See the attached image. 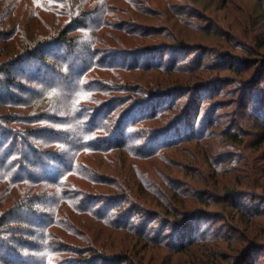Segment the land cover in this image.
<instances>
[{
	"label": "trees",
	"instance_id": "trees-1",
	"mask_svg": "<svg viewBox=\"0 0 264 264\" xmlns=\"http://www.w3.org/2000/svg\"><path fill=\"white\" fill-rule=\"evenodd\" d=\"M110 2L0 0V264H136L127 254L107 256L95 241L100 230L89 221L136 233L181 254L198 244L232 242L220 224L234 231L244 225L238 254L230 261L214 255L206 264H264L253 258L264 253V187H243L232 178L231 187L221 185L238 166L237 157L252 160L247 151L241 156L225 152L221 160L209 157L213 191L193 186L186 192L168 177V185H162L139 164L162 160L164 152L191 140L206 147L202 142L217 136L233 149L257 136L253 150L258 152L264 145V92L259 93L264 76L234 83L241 88L237 96L242 92L241 112L253 106L261 119L253 126L256 132L250 136L229 118L217 133L221 123L214 116L224 108L214 107L206 115L200 99L216 90L211 78L195 87L167 90L163 84L149 88L121 81L129 71L192 72L202 64L201 59L182 60L192 52L184 38L176 45L143 46V40L162 37L179 42L173 26L163 24L158 31L138 21V16L172 19L164 10L151 9L148 0L141 3L144 8L138 0H125L139 15L131 16L132 23H115ZM169 9L176 18H188L182 8ZM259 45L263 48L264 40ZM162 52L172 55L169 65L158 56ZM231 59L235 63L236 57ZM255 61L250 62L254 67L264 64V59ZM193 91L194 100L188 104L189 98L184 107L166 106L170 98ZM143 118L165 126H135ZM97 154L108 161L117 155V174L104 171L101 162L93 164ZM225 162L236 165L224 167ZM258 171L264 175V166ZM247 197L251 200L244 202ZM199 204L206 208H196ZM213 205L222 211L210 210ZM155 217L162 219L157 230Z\"/></svg>",
	"mask_w": 264,
	"mask_h": 264
},
{
	"label": "rangeland",
	"instance_id": "rangeland-1",
	"mask_svg": "<svg viewBox=\"0 0 264 264\" xmlns=\"http://www.w3.org/2000/svg\"><path fill=\"white\" fill-rule=\"evenodd\" d=\"M148 1L152 5L151 9H162L164 10L163 13L166 14L167 17L172 16V19L164 20L160 18L154 19L146 17H142L141 19V17L138 16L140 19L135 20H138L145 26L157 27L158 31H161L163 24L165 26H173L176 33L179 34V39L176 40L179 42H175L169 37H162L154 42L141 39L143 40V46L155 45L159 47L160 45H176V43H180L184 38L191 46L190 48L192 49V52H186L185 55H183L182 60L189 61L193 58H196L197 60L201 59L202 68H196L194 66L191 68L192 72L187 71L188 73L186 71L161 72L158 70L129 71L123 74V79H121V81L131 84L141 83L149 88H157V85L160 86L163 84V86L160 87L167 90L170 88H179L182 84H188L189 86L195 87L203 84L211 78V81H213L212 84L218 89L216 88V90H213L212 92L209 91L210 94L208 95L207 92L202 93L200 99L203 104V112H208L205 113L206 115H209L210 110L212 111L214 107L221 106L224 108L223 110L218 111L214 116V119H217V121L221 123V125L215 127L214 130L217 133H220L221 130L228 126L227 120L231 118L236 120L238 127L243 128L251 136L253 132H256L254 131L253 126L261 124V119L252 112L253 106L250 107V111L246 114L241 112L242 109L238 107V104L242 101V92L237 96L238 92L241 91V88L238 87L239 84L234 85V83L236 82L237 84L239 80H247L249 78V80H251L253 77H256L258 73H262L264 76V64L254 67L253 64L250 63L251 60H253L254 63L257 59H264V47H259L261 40H264V0ZM143 2L147 3V0H138L136 4L138 7L140 6V8H144V6L141 5ZM110 4L113 6L115 14L111 22L116 23L120 20L131 22L132 20L129 19L132 18L131 16L133 14L139 15V13H134L129 3H125V0H111ZM170 7L174 11L175 9H178V7L182 8L183 11L187 12L188 18L185 16L182 20L174 17L169 9ZM128 10L133 13L129 15ZM158 19L161 21L159 22ZM189 20L191 23H189ZM138 39L134 40L140 41V39ZM136 41L133 43H137ZM158 56L164 58L165 64H170V57H172V55L164 54L162 52ZM233 56L236 57V59H234L235 63H233L231 59V57L234 58ZM242 58L247 61V65L240 61ZM151 63L152 65L155 64V62ZM230 65L234 67L229 69ZM263 86L264 83L259 91L261 94L264 92V88H262ZM195 94V91H193V94L191 93L184 97L170 98L167 100L168 103L166 106L175 104L184 107L189 98L190 100L188 104L194 100L196 96ZM263 95L264 93L262 94V97ZM259 97L261 96L259 95ZM175 99L177 100L175 101ZM147 115H149V113ZM147 119H137L135 126L147 124L148 126L153 128L156 127L157 129L165 126V122H161L160 120L147 122ZM251 138L252 139L249 137L247 138L249 141L246 142L247 144H245V146L243 145L241 149H233L232 145L227 144L224 139H222V136H217L212 140L202 142L207 145L206 147L199 146L197 144L201 143L191 140L184 142L179 148H171L164 152V154H162V160L161 158H154L149 160V162L140 161L139 164H141L140 167L144 168V171H146L154 181L161 183L162 185L166 186L168 182L166 178L168 177L171 181L180 182L182 188L187 190L186 192L191 191L193 186L200 189L207 188L213 191L216 190V187L213 185L214 180L208 169L210 168L209 157L213 160L216 158L221 160L226 154H232L233 152L236 153V155L241 156L244 151H247V154L250 155L252 160H246V162H243V160L237 157L239 160L237 163L238 166L234 169L232 176H226L221 181V185H230L231 187V185L234 184H231L233 182L232 179H235L236 181L241 182L240 186L243 187L244 185L250 184L263 188L264 175L263 172L258 171V167L261 168L264 166V145L255 153L253 146L256 144L257 136H251ZM208 150L210 152L206 153ZM225 152L227 153L225 154ZM110 158L112 160L108 161L105 160L101 154H97L93 164L101 162L100 165L104 166V171L117 174L118 165H120L121 162L117 160V155L113 158L110 156ZM126 165V169H128V167L132 165V162H126ZM230 165L231 162H225L223 166L228 167ZM235 165L236 164H232L231 167ZM133 173L134 170L132 168L131 174L133 175ZM245 191H247V194H250L251 190ZM117 192L118 191H111L110 194H118ZM250 200V197L244 198V202H249ZM157 201L158 200H156V202ZM195 206L196 208L204 207L200 204ZM149 207L156 208L154 205H149ZM210 210L219 212L221 209H219L217 205H213ZM220 213L222 214V212ZM217 217L219 216L217 215ZM161 222V218L155 217L153 220L155 230H157ZM95 224L96 225H94L92 221H89V225L93 226L94 229L96 227L100 230V234L95 237V241L97 242V245H102L104 253L107 256L127 254L132 258H136V264H141L142 262H145V264H206L214 255L220 258V260L224 261L226 260L225 258H227V260L230 261L232 255L234 256L238 254V249L242 247V244L245 241V238L242 237L243 232L240 231L245 230L244 225L240 226L242 229L239 228V230L237 229V231H234L230 226L220 224V226H223V228L229 232V240L232 242H220L209 245L198 244L192 246L189 252L181 254L178 252L173 253L171 249L167 247L168 245L163 246L161 242L160 244L150 243L135 235L136 233L107 228L99 222H96ZM164 224L166 226L168 225L166 222ZM227 224L229 225V223ZM92 233L95 235V231ZM174 244L175 243L171 245L174 246ZM253 256L256 260L264 259V253H254Z\"/></svg>",
	"mask_w": 264,
	"mask_h": 264
}]
</instances>
